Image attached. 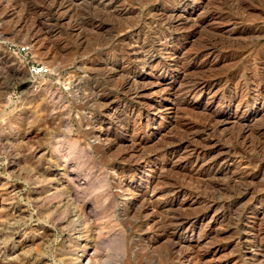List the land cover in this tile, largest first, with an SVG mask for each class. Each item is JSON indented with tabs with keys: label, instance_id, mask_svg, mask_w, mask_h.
<instances>
[{
	"label": "rangeland",
	"instance_id": "obj_1",
	"mask_svg": "<svg viewBox=\"0 0 264 264\" xmlns=\"http://www.w3.org/2000/svg\"><path fill=\"white\" fill-rule=\"evenodd\" d=\"M0 264H264V0H0Z\"/></svg>",
	"mask_w": 264,
	"mask_h": 264
},
{
	"label": "bare ground",
	"instance_id": "obj_2",
	"mask_svg": "<svg viewBox=\"0 0 264 264\" xmlns=\"http://www.w3.org/2000/svg\"><path fill=\"white\" fill-rule=\"evenodd\" d=\"M119 3H120V2H119ZM103 5H104V4H103ZM60 7H61V6H60ZM93 7H94V6H93ZM243 7H244V6H243ZM63 8H64V7H63ZM61 9H62V8H61ZM69 9H70V8H69ZM64 10H65V9H64ZM105 11H106V10H105ZM124 13H125V12H124ZM62 14H63V13H62ZM95 14H96V13H95ZM104 15H105V14H104ZM61 16H62V15H61ZM86 17H87V16H86ZM80 19H81V18H80ZM112 20H113V19H112ZM116 20H117V19H116ZM128 20H129V19H128ZM130 21H132V20H130ZM73 22H74V21H73ZM84 23H85V22H84ZM113 23H114V22H113ZM118 24H119V23H118ZM129 24H130V23H129ZM135 24H136V23H135ZM81 25H82V24H81ZM123 25H124V24H123ZM126 26H127V25H126ZM74 27H75V26H74ZM79 27H80V26H79ZM119 27H120V25H119ZM123 27H124V26H123ZM123 27H122V28H123ZM200 27H201V26H200ZM75 28H77V27H75ZM81 28H82V27H81ZM114 28H115V27H114ZM117 28H118V27H117ZM126 28H127V27H126ZM128 28H129V27H128ZM123 29H124V28H123ZM129 29H130V28H129ZM133 29H134V27H133ZM141 29H142V28H141ZM77 30H78V29H77ZM104 30H105V29H104ZM124 30H125V29H124ZM127 30H128V29H127ZM96 31H97V30H96ZM96 31H95V32H96ZM116 31H117V33H119V32H118V29H117ZM119 31H121L120 28H119ZM70 32H71V31H70ZM84 32H85V31H84ZM121 32H123V31H121ZM127 32H128V31H127ZM127 32H126V33H127ZM72 33H73V32H72ZM79 33H80V32H79ZM89 33H90V32H89ZM115 33H116V32H115ZM74 34H75V33H74ZM119 34H120V33H119ZM124 34H125V33H124ZM204 34H205V33H204ZM76 35H77V32H76ZM79 35H80V34H79ZM84 35H85V34H84ZM86 36H87V35H86ZM111 36H112V35H111ZM111 36H110V38H111ZM113 36H114V35H113ZM115 36H116V34H115ZM143 36H144V35H143ZM208 36H209V35H208ZM211 37H212V36H211ZM75 38H76V36H75ZM78 38H80V37L78 36ZM137 38H138V37H136V39H137ZM83 39L86 40L85 37H84ZM94 39H95V38H94ZM112 39H113V38H112ZM114 39H115V37H114ZM142 39H143V38H142ZM85 40H84V41H85ZM96 40H97V39H96ZM98 40H99V39H98ZM105 40H106V38H105ZM117 40H121V39H118V38H117ZM123 40H124V39H123ZM81 41H83V40H80V42H81ZM86 41H87V40H86ZM112 41H113V40H112ZM115 41H116V39L114 40V42H115ZM209 41H210V40H209ZM116 42H121V41H116ZM116 42H115V44H117ZM136 42H137V41H136ZM211 42H212V41H211ZM211 42H210V43H211ZM213 42H214V41H213ZM213 42H212V43H213ZM78 43H79V42H78ZM85 43H86V42H85ZM142 43H143V42H142ZM208 43H209V42H208ZM215 43H216V41H215ZM105 44H107V43H105ZM231 44H232V43H231ZM113 45H114V44H113ZM206 45H207V44H206ZM212 45H215V47H216V44H212ZM212 45H211V46H212ZM128 46H129V45H128ZM202 46H203V45H202ZM220 46H221V45H220ZM111 47H112V46H111ZM115 47H116V46H115ZM117 47H118V46H117ZM120 47H121V45H120ZM57 48H58V47H57ZM64 48H65V47H64ZM70 48H71V47H70ZM108 48H109V47H108ZM108 48H106V49H108ZM112 48H113V47H112ZM144 48H145V47H144ZM201 48H202V47H201ZM201 48H200V50H201ZM207 48H209V47L207 46ZM218 48L220 49V47H218ZM235 48H236V47H235ZM85 49H86V47H85ZM123 49H124V48H123ZM126 49H127V48H125V50H126ZM152 49H153V48H152ZM203 49H206V48L204 47ZM203 49H202V50H203ZM82 50H83V49H82ZM86 50H87V49H86ZM109 50H110V49H109ZM111 50H112V49H111ZM117 50H118V48H117ZM212 50H213V49H212ZM212 50H211V51H212ZM214 50H215V49H214ZM214 50H213V51H214ZM226 50H227V49H226ZM69 51H72V50H69ZM73 51H74V50H73ZM107 51H108V50H107ZM139 51H140V50H139ZM217 51H218V49H217ZM123 52H124V50H123ZM209 52H210V51H209ZM121 53H122V52H121ZM126 53H127V52H126ZM145 53H146V52H145ZM205 54H206V53H205ZM68 55H69V54H68ZM123 55H124V54H123ZM141 55H142V54H141ZM61 56H62V55H61ZM72 56H73V54H72ZM126 56H127V54H126ZM126 56H125V57H126ZM128 56H129V55H128ZM135 56H136V55H135ZM144 56H145V55H144ZM207 56H208V55H207ZM118 57H119V56H118ZM140 57H141V56H140ZM145 57H146V56H145ZM115 58H116V57H115ZM90 59H91V58H90ZM110 59H111V58H110ZM124 59H125V58H124ZM142 59H143V58H142ZM144 59H145V58H144ZM144 59H143V61H144ZM133 60H134V59H133ZM92 61H93V60H92ZM109 61H110V60H109ZM114 61H115V60H114ZM130 61H132V60H130ZM130 61H129V62H130ZM135 61H137V59H136ZM135 61H133V62H135ZM140 61H141V60H140ZM149 61H150V60H149ZM111 62H112V61H111ZM137 62H138V61H137ZM144 62H145V61H144ZM84 64H85V62H84ZM94 64H95V63H94ZM181 65H182V64H181ZM110 66H111V65H110ZM178 66H179V65H178ZM184 66H185V65H184ZM187 66H188V65H187ZM83 67H84V66L82 65V67L80 68V70H81ZM85 67H86V66H85ZM85 67H84V69H85ZM107 67H108V66H107ZM78 68H79V67H78ZM90 68H93V67H92V66L89 67V70H90ZM95 68H98V67H95ZM110 68H112V67H110ZM87 69H88V67H87ZM98 69H99L98 71L100 72L101 69H105V68H104V66H103L101 69H100V68H98ZM107 69H108V68H107ZM112 69H113V68H112ZM189 69H190V68H189ZM80 70H79V71H80ZM82 70H83V69H82ZM89 70H87V71H89ZM95 70H96V69H95ZM105 70H106V69H105ZM105 70H104V71H105ZM110 70H111V69H110ZM199 70H200V69H199ZM93 71H94V70L92 69V72H93ZM77 72H78V71H77ZM83 72H84V71H83ZM85 72H86V70H85ZM95 72L97 73V71H95ZM102 72H103V70H102ZM102 72H101V74L104 75V73H102ZM106 72H107V71H106ZM111 72H112V71H110V73H111ZM182 72L184 73V72H186V71H182ZM112 73H113V72H112ZM131 73H132V72H131ZM188 73H189V72H188ZM188 73L186 72V73H184V74H182V75H185V74H188ZM83 74H84V73H83ZM85 74H88V73L86 72ZM133 74H134V73H133ZM133 74H132V75H133ZM80 75H82V74H80ZM94 75H95V74H94ZM103 75H102V76H103ZM110 75H111V74H110ZM110 75H109V76H110ZM92 76H93V75H92ZM99 76H100V75H99ZM99 76H98V77H99ZM104 76H105V75H104ZM205 76H206V74H205ZM82 77H83V75H82ZM87 77H89V75L86 76V78H87ZM94 77H95V76H94ZM125 77H126V76H125ZM125 77H124V78H125ZM211 77H212V76H211ZM227 77H228V76H227ZM77 78H78V77H77ZM101 78H102V77H101ZM103 78H104V77H103ZM103 78H102V79H103ZM107 78H108V77H107ZM113 78H115V77H113ZM128 78H129V77H128ZM128 78H127V79H128ZM132 78H133V76H132ZM137 78H138V77H137ZM200 78H202V77H200ZM89 79H90V78H89ZM133 79H134V78H133ZM203 79H204V77H203ZM226 79H227V78H226ZM226 79H225V80H226ZM92 80H93V79H92ZM106 80H109V79H106ZM119 80H120V79H119ZM134 80H135V79H134ZM134 80H133V82H132V80H130V79H129V80H126V81H125V79H124L125 82H124V84L122 83V84H123L122 86H123L124 89H125L126 87L128 88V90L126 89V90H127L126 93H127V92L130 93V92H135V91H136V87H135V86L137 85V84H136L137 82L134 81ZM195 80H197V79H195ZM198 80H199V78H198ZM198 80H197V81H198ZM204 80H205V79H204ZM221 80H222V79H221ZM227 80H228V79H227ZM78 81H79V80H78ZM81 81H82V80H81ZM88 81H89V80H88ZM113 81H114V79H113ZM223 81H224V80H223ZM96 82H97V81H96ZM107 82H108V81H107ZM117 82H118V80H117ZM121 82H122V80H120V82H118V83H120V85H121ZM135 82H136V83H135ZM188 82H189V81H188ZM198 82H199V81H198ZM205 82H206V81H205ZM85 83H86V82H85ZM138 83H139V82H138ZM191 83H192V82H191ZM193 83H194V81H193ZM193 83H192V84H193ZM195 83H196V82H195ZM202 83H203V82H202ZM76 84H77V83H76ZM189 84H190V83H189ZM203 84H204V83H203ZM82 85H83V84H82ZM207 85H208V84H207ZM95 86H96V85L94 84V87H95ZM107 86H108V85H107ZM201 86H202V85H201ZM77 87H78V86H77ZM77 87H76V89H77ZM137 87H138V86H137ZM193 87H194V85H193ZM81 88H83V87H81ZM84 88H86V87H84ZM100 88H101V87H100ZM79 89H80V88H79ZM92 89H93V88H92ZM95 89H96V88H95ZM120 89H121V88H120ZM124 89H123V90H124ZM188 89H189V87H188ZM188 89H187V90H188ZM191 89H192V88H191ZM198 89H199V88H198ZM84 90H85V89H84ZM87 90H88V89H87ZM100 90H101V89H100ZM102 90H104V88H103ZM193 90H194V89H193ZM92 91H93V90H92ZM195 91H196V90H195ZM195 91H193V92L195 93ZM197 91H198V90H197ZM72 92H73V91H72ZM74 92L76 93V92H78V91H74ZM82 92H83V91H81L80 93H82ZM84 92H85V91H84ZM97 92H98V91H97ZM103 92H104V91H103ZM124 92H125V91H124ZM99 93H100V92H99ZM99 93H98V95H99ZM135 93H136V92H135ZM188 93H189V92H188ZM190 93H191V92H190ZM73 94H74V93H73ZM77 94H79V93H77ZM85 94H86V93H85ZM85 94H84V96H86ZM87 94H89L88 91H87ZM94 94H95V93H94ZM94 94H93V95H94ZM100 94H101V93H100ZM161 94H162V93H161ZM195 94H196V93H195ZM195 94H194V95H195ZM103 95H104V94H102V95H100V96H103ZM128 95H129V94H128ZM81 96H82V95H81ZM129 96H130V95H129ZM129 96H128V98H129ZM134 96H136V95H134ZM173 96H174V95H173ZM91 97H92V96H91ZM93 97H94V96H93ZM124 97H125V96H124ZM126 97H127V96H126ZM130 97H131V96H130ZM84 98H85V97H84ZM89 98H90V97H89ZM95 98H97V95H96ZM85 99H86V98H85ZM87 99H88V98H87ZM87 99H86V100H87ZM90 99H91V98H90ZM123 99H124V98H123ZM262 99H263V98H262ZM88 100H89V99H88ZM92 100H93V99H92ZM129 100H130V99H129ZM129 100H128V101H129ZM82 101H83V97H82ZM84 101H85V100H84ZM85 102H87V101H85ZM100 102H101V100H100ZM109 102H110V101H109ZM83 103H84V102H82V104H83ZM92 103H94V101H93ZM98 103H99V102H97L96 104H98ZM101 103H103V101H102ZM107 103H108V102H107ZM99 104H100V103H99ZM105 104H106V102H105ZM145 104H146V103H145ZM85 105H86V104H85ZM87 105H89V103H88ZM103 105H104V104H102V106H103ZM123 105H124V104H123ZM141 105H142V104H141ZM91 106H92V104H91ZM93 106H94V105H93ZM93 106H92V107H93ZM95 106H96V105H95ZM106 106H107V104H106ZM113 106H114V105H113ZM117 106H118V105H117ZM139 106H140V105H139ZM85 107H86V106H85ZM89 107H90V106H89ZM103 107H104V106H103ZM143 107H144V106H143ZM145 107H146V106H145ZM145 107H144V108H145ZM90 108H91V107H90ZM94 108H95V107H94ZM97 108H98V107H97ZM99 108H100V106H99ZM110 108H111V107H110ZM139 108H140V107H139ZM148 108H149V107H148ZM148 108H145V109H148ZM186 108H187V106H186ZM91 109H92V108H91ZM184 109H185V108H183V110H184ZM189 109H190V108H189ZM137 110H138V109H137ZM139 110H140V109H139ZM181 110H182V109H181ZM90 111H92V110H90ZM102 111H103V110H102ZM112 111H113V110H112ZM114 111H115V110H114ZM185 111H186V109H185ZM110 112H111V111H110ZM116 112H117V111H116ZM141 112H142V111H141ZM186 112H187V111H186ZM90 113H91V112H89L88 114H90ZM93 113H94V111H93ZM100 113H101V111H100ZM113 113H114V112H113ZM113 113H111V114H113ZM123 113H124V112H123ZM107 114H108V113H107ZM126 114H127V112H126ZM126 114H125V116H126ZM201 114H202V113H201ZM211 114H212V113H211ZM90 115H91V114H90ZM104 115H105V114H104ZM123 115H124V114H123ZM205 115H206V114H205ZM112 116H113V115H112ZM127 116H129V115H127ZM207 116H209V115H207ZM207 116H206V117H207ZM210 116H211V115H210ZM217 116H218V115H217ZM114 117H115V116H114ZM114 117H113V118H114ZM137 117H138V116H137ZM109 118H111V117L108 116L107 119H109ZM207 118H208V117H207ZM97 119H98V118H97ZM121 119H122V118H121ZM203 119H204V116H203ZM205 119H206V118H205ZM208 119H211V118H208ZM114 120H115V119H114ZM114 120H113V121H114ZM215 120H217V119H215ZM220 120H221V119H220ZM94 121H95V120H94ZM105 121H106V120H105ZM108 121H110V119H109ZM217 121H219V120H217ZM82 122H83V121H82ZM114 122H115V121H114ZM117 122H118V121H117ZM126 122H127V121H126ZM83 123H84V122H83ZM86 123H87V122H86ZM94 123H96V122H94ZM94 123H93V124H94ZM100 123H101V122H100ZM214 123H215V122H214ZM216 123H217V122H216ZM220 123H221V122H220ZM222 123H223V122H222ZM119 124H120V122H119ZM218 124H219V122H218ZM98 125H99V124H98ZM199 125H200V124H199ZM109 126H110V125H109ZM120 126H121V125H120ZM87 127H88V126H87ZM93 127H94V126H93ZM96 127H97V126H96ZM137 127H138V126H137ZM99 128H101V127H99ZM120 128H121V127H120ZM107 129H109V128L107 127ZM249 129H250V128H249ZM204 130H205V129H204ZM115 131H116V130H115ZM201 131H202V130H201ZM250 131H251V130H250ZM105 132H106V131H105ZM239 132H240V131H239ZM106 133H107V132H106ZM114 133H115V132H114ZM236 133H237V132H236ZM236 133H235V134H236ZM251 133H252V132H251ZM201 134H202V133H201ZM238 134H241V133H238ZM186 135H187V134H186ZM189 135H190V134H189ZM209 135H210V134H209ZM216 136H217V135H216ZM237 136H238V135H237ZM105 137H106V135H105ZM116 137H117V136H116ZM233 137H234V134H233ZM233 137H232V139H233ZM242 137H243V136H242ZM97 138H98V137H97ZM211 138H212V137H211ZM211 138H209V139H211ZM218 138H219V137H218ZM234 138H236V136H235ZM98 139H99V138H98ZM98 139H96V140H98ZM106 139H107V138H106ZM206 139H207V138H206ZM236 139H237V138H236ZM256 139H257V138H256ZM111 140H112V139H111ZM212 140H213V139H212ZM219 140H220V139H219ZM230 140H231V139H230ZM220 141H221V140H220ZM232 141H234V139H233ZM103 142H104V141H103ZM111 142L113 143V141H111ZM111 142H110V143H111ZM131 142H132V140H131ZM202 142H203V141H202ZM202 142H201V143H202ZM208 142H210V141H208ZM215 142H217V141L215 140ZM218 142H219V141H218ZM229 142H230V141H229ZM237 142H238V141H237ZM241 142H242V141H241ZM250 142H251V141H250ZM99 143H100V142H99ZM119 143H120V142H119ZM133 143H134V141H133ZM201 143H200V145H201ZM233 143H234V142H233ZM235 143H236V142H235ZM108 144H109V143H108ZM203 144H204V143H203ZM216 144H217V143H216ZM221 144H222V143H221ZM237 144H238V143H237ZM237 144H236V145H237ZM116 145H117V144H116ZM185 145H186V144H185ZM205 145H206V144H205ZM207 145H208V144H207ZM219 145H220V143H219ZM234 145H235V144H234ZM234 145H233V146H234ZM240 145H241V144H240ZM249 145H250V143H249ZM111 146H112V145H111ZM111 146H110V147H111ZM139 146H140V145H139ZM143 146H144V145H143ZM195 146H197V145H195ZM201 146H202V145H201ZM208 146H209V145H208ZM211 146H212V144L210 145V147H211ZM237 147H238V146H237ZM250 147H251V145H250ZM114 148H115V147H114ZM131 148H132V146H131ZM131 148H130V150H131ZM203 148H205V147L203 146ZM206 148H207V147H206ZM219 148H221V146H220ZM243 148H244V147H243ZM251 148H252V147H251ZM208 149H209V148H208ZM208 149H207V150H208ZM112 150H113V149H112ZM137 150H138V149H137ZM137 150H136V151H137ZM228 150H230V148H228ZM240 150H241V149H239V151H240ZM126 151H127V150H126ZM134 151H135V150H134ZM140 151L142 152V150H140ZM199 151H200V150H199ZM230 151H231V150H230ZM236 151H237V150H236ZM127 152H128V151H127ZM131 152H132V151H131ZM192 152H193V151H192ZM218 152H219V151H218ZM218 152H217V153H218ZM224 152L226 153V150H225ZM224 152H223V153H224ZM237 152H238V151H237ZM139 153H140V152H139ZM139 153H137V154H139ZM221 153H222V152H221ZM126 154H127V153H126ZM137 154H136V155H137ZM201 154H202V153H201ZM215 154H216V153H215ZM232 154H233V152H232ZM232 154H231V155H232ZM235 154L238 155V154H240V153H238V154L235 153ZM235 154H234V156H235ZM131 155H132V153H131ZM163 155H164V154H163ZM218 155H221V154H218ZM228 155H230V154H228ZM171 156H172V155H171ZM198 156H199V155H198ZM201 156H202V155H201ZM203 156H204V155H203ZM208 156H209V155H207L206 157H208ZM213 156H214V155H213ZM215 156H216V155H215ZM232 156H233V155H232ZM138 157H139V156H138ZM189 157H190V156H189ZM209 157H210V156H209ZM216 157H218V156H216ZM184 158L186 159V157H184ZM195 158H197V157L195 156ZM200 158H201V157H200ZM200 158L198 157L197 159H200ZM203 158H204V157H203ZM228 158H229V157H228ZM228 158H227V159H228ZM235 158H236V157H235ZM177 159H178V158H177ZM180 159H181V158H180ZM205 159H206V158H205ZM209 159H210V158H209ZM209 159H208V160H209ZM236 159H237V158H236ZM247 159H248V158H247ZM258 159H259V158H258ZM121 160H123V159H121ZM223 160H225V159H223ZM232 160H233V159H232ZM248 160H249V159H248ZM248 160H247V161H248ZM250 160H251V159H250ZM119 161H120V160H119ZM190 161H191V160H190ZM199 161H202V160H199ZM221 161H222V160H221ZM206 162H207V161H206ZM219 162H220V161H219ZM204 163H205V162H204ZM209 163H210V166H211V165H215V164L217 163V159H216V158H214V159L211 158L210 161H209ZM249 163H250V162H249ZM219 164H220V163H219ZM222 164H223V161H222ZM193 165H194V164H193ZM203 165H204V164H203ZM203 165H200V164H199V166H203ZM206 165H207V164H206ZM248 165H250V164H248ZM194 166H195V165H194ZM217 167H219V166L217 165ZM136 168H137V167H136ZM199 168H200V167H199ZM199 168H197V169H199ZM201 168H203V167H201ZM130 170H131V169H130ZM171 170H172V169H171ZM211 170H212V169H211ZM217 170H218V169H217ZM217 170H216V171H217ZM209 171H210V170H209ZM214 171H215V170H214ZM131 173H132V172H131ZM123 174H124V173H123ZM129 174H130V173H129ZM158 174H159V173H158ZM211 174H212V172H211ZM213 174H214V173H213ZM126 175H127V174H126ZM131 175H132V174H131ZM131 175H130V176H131ZM158 176H159V175H158ZM205 177H206V176H205ZM210 178H211V177H210ZM157 179H158V178H157ZM158 182H159V181H158ZM118 183H120V182H118ZM155 183H156V180H155ZM209 183H210V182H209ZM238 183H239V182H238ZM153 185H154V184H153ZM155 186H156V185H155ZM155 186H153L154 188H153L152 186H151V187H152L153 189H155V188H156ZM147 187H148V186H147ZM151 187H150V188H151ZM121 188H122V187H121ZM121 188H120V189H121ZM128 188H129V187H128ZM146 190H148V189H146ZM241 191H242V190H241ZM124 192H126V190H125ZM149 193H150V192H149ZM237 193H238V192H237ZM137 194H138V193H137ZM137 194H136V195H137ZM133 196H134V195H133ZM231 196H232V195H231ZM124 197H125V196H124ZM135 197H136V196H135ZM124 200H125V199H124ZM131 200H132V199H131ZM230 200H231V199H230ZM125 202H126V201H125ZM255 206H256V205H255ZM163 207H164V206H163ZM167 221H168V220H167ZM181 222H182V221H181ZM181 222H180V224H181ZM171 223H172V222H171ZM173 223H174V222H173ZM178 223H179V222H178ZM162 225H163V224H162ZM169 225H170V223H169ZM174 225H175V223H174ZM178 225H179V224H178ZM167 226H168V225H167ZM258 227H259V226H258ZM167 228H168V227H167ZM162 229H163V227H162ZM164 230H165V229H164ZM261 230H262V229H261ZM258 233H259V232H258ZM259 234H260V233H259ZM262 236H263V235H262ZM262 236H261V237H262ZM255 237H256V236H255ZM258 237H259V235H258ZM259 238H260V237H259ZM256 239H257V238H256ZM262 240H263V239H262ZM251 241H252V240H251ZM253 241H254V240H253ZM260 241H261V239H260ZM260 241H259V242H260ZM246 242H247V239H246ZM260 243H261V242H260ZM176 244H177V243H175V245H176ZM249 245H250V244H249ZM173 246H174V245H173ZM261 246H262V245H261ZM179 252H180V251H179ZM180 254H181V253H180ZM181 255H182V254H181ZM183 257H184V256H183ZM183 257H181V256L179 255V260H180V258H183ZM186 260H187V259H186ZM186 260H185V261H186ZM176 262H177V261H176ZM180 262H181V261H180Z\"/></svg>",
	"mask_w": 264,
	"mask_h": 264
},
{
	"label": "built area",
	"instance_id": "obj_3",
	"mask_svg": "<svg viewBox=\"0 0 264 264\" xmlns=\"http://www.w3.org/2000/svg\"><path fill=\"white\" fill-rule=\"evenodd\" d=\"M25 51V48H22L20 50V52H24ZM32 73L33 74H43V73H46V70H44L43 68L41 67H32Z\"/></svg>",
	"mask_w": 264,
	"mask_h": 264
}]
</instances>
